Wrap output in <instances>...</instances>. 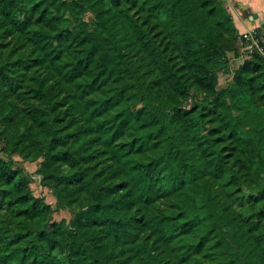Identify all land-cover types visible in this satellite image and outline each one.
<instances>
[{"label":"trees","instance_id":"trees-1","mask_svg":"<svg viewBox=\"0 0 264 264\" xmlns=\"http://www.w3.org/2000/svg\"><path fill=\"white\" fill-rule=\"evenodd\" d=\"M238 40L224 0H0V134L78 208L54 222L0 158V264H264V57L232 69Z\"/></svg>","mask_w":264,"mask_h":264},{"label":"rangeland","instance_id":"rangeland-1","mask_svg":"<svg viewBox=\"0 0 264 264\" xmlns=\"http://www.w3.org/2000/svg\"><path fill=\"white\" fill-rule=\"evenodd\" d=\"M26 1V0H23ZM85 19L91 24V27L94 26L96 18L93 12H86ZM233 52H229L231 55ZM233 57V55H232ZM231 57V58H232ZM250 58L246 57L245 59ZM244 59V60H245ZM244 60L241 61H231V68L236 69L243 64ZM233 77V72L219 74V87L226 86ZM194 100H199L200 98H193ZM194 100H190L189 105L194 103ZM1 127V126H0ZM1 131V130H0ZM0 158L9 160L10 158L14 161V167L23 170L29 179V187L33 191L34 195L42 198L45 202L52 205L53 212V221L54 222H67L69 223L72 219L74 210H77V206L73 208H59L57 204V197L53 187L45 184L43 176L39 173L38 169L41 165L42 158L32 160L31 158H26L23 154H19L15 151H10L5 146V140L0 134Z\"/></svg>","mask_w":264,"mask_h":264},{"label":"crops","instance_id":"crops-1","mask_svg":"<svg viewBox=\"0 0 264 264\" xmlns=\"http://www.w3.org/2000/svg\"><path fill=\"white\" fill-rule=\"evenodd\" d=\"M224 3L239 33V54L232 53L231 61L239 62L245 59L240 57L242 35L254 27L264 26V0H224Z\"/></svg>","mask_w":264,"mask_h":264},{"label":"built area","instance_id":"built-area-1","mask_svg":"<svg viewBox=\"0 0 264 264\" xmlns=\"http://www.w3.org/2000/svg\"><path fill=\"white\" fill-rule=\"evenodd\" d=\"M259 54L264 57V26L254 27L242 35L240 57Z\"/></svg>","mask_w":264,"mask_h":264}]
</instances>
